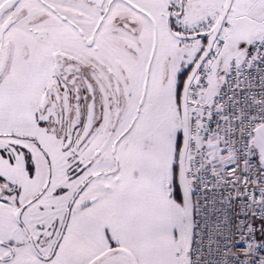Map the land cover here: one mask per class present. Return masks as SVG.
<instances>
[{
	"label": "snow or ice",
	"instance_id": "1",
	"mask_svg": "<svg viewBox=\"0 0 264 264\" xmlns=\"http://www.w3.org/2000/svg\"><path fill=\"white\" fill-rule=\"evenodd\" d=\"M0 264H264V0H0Z\"/></svg>",
	"mask_w": 264,
	"mask_h": 264
}]
</instances>
